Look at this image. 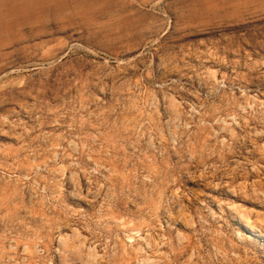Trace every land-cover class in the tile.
Returning a JSON list of instances; mask_svg holds the SVG:
<instances>
[{
	"label": "rangeland",
	"instance_id": "obj_1",
	"mask_svg": "<svg viewBox=\"0 0 264 264\" xmlns=\"http://www.w3.org/2000/svg\"><path fill=\"white\" fill-rule=\"evenodd\" d=\"M0 264H264V0H0Z\"/></svg>",
	"mask_w": 264,
	"mask_h": 264
},
{
	"label": "bare ground",
	"instance_id": "obj_2",
	"mask_svg": "<svg viewBox=\"0 0 264 264\" xmlns=\"http://www.w3.org/2000/svg\"><path fill=\"white\" fill-rule=\"evenodd\" d=\"M175 103V102H174ZM175 105V104H174ZM171 104V106H174ZM177 110V108L175 107ZM180 110V109H179ZM178 111V110H177ZM179 113V112H178ZM230 211L237 214L240 224V229L246 236L255 235L258 233V229L254 225V221L250 218L249 212L243 209H240L238 206L231 204L229 206ZM259 217V215H258ZM256 224V223H255ZM260 226V225H259ZM239 234V233H238ZM261 236V235H260ZM249 238V237H248ZM148 261V260H146ZM148 263V262H147Z\"/></svg>",
	"mask_w": 264,
	"mask_h": 264
},
{
	"label": "built area",
	"instance_id": "obj_3",
	"mask_svg": "<svg viewBox=\"0 0 264 264\" xmlns=\"http://www.w3.org/2000/svg\"><path fill=\"white\" fill-rule=\"evenodd\" d=\"M11 248H13V246H10Z\"/></svg>",
	"mask_w": 264,
	"mask_h": 264
}]
</instances>
